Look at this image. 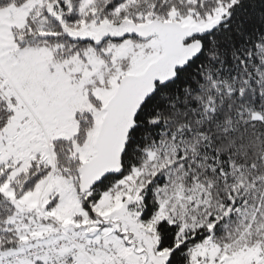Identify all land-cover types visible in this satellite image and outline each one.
I'll return each mask as SVG.
<instances>
[{"label":"snow or ice","instance_id":"1","mask_svg":"<svg viewBox=\"0 0 264 264\" xmlns=\"http://www.w3.org/2000/svg\"><path fill=\"white\" fill-rule=\"evenodd\" d=\"M0 264H264V0H0Z\"/></svg>","mask_w":264,"mask_h":264}]
</instances>
